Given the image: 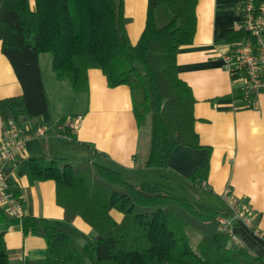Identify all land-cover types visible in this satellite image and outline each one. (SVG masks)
I'll list each match as a JSON object with an SVG mask.
<instances>
[{"label": "trees", "instance_id": "1", "mask_svg": "<svg viewBox=\"0 0 264 264\" xmlns=\"http://www.w3.org/2000/svg\"><path fill=\"white\" fill-rule=\"evenodd\" d=\"M253 1L256 6L261 2ZM197 2L149 0L144 30L132 43L124 0H2V51L23 93L1 98L0 116L4 121L36 123L35 118L48 112L40 66L43 53L52 55L56 76L69 80L75 91H86L88 69L100 68L110 86L130 87L138 124L150 120L144 167L167 168L178 145L200 146L194 127L196 98L177 69L179 47L194 39ZM248 35L241 26L228 30L226 38L237 42ZM17 164L19 175L31 182L54 179L57 202L64 208V220L23 216L24 234L41 236L47 245L44 256L26 259L24 264H255L260 260L220 229L218 216L227 211L200 199L135 179L90 158L72 162L29 155ZM207 172V165L200 166L188 180H204ZM3 211L0 207V221ZM76 217L91 227L92 240L82 241V233L72 224ZM0 264H10L3 231Z\"/></svg>", "mask_w": 264, "mask_h": 264}, {"label": "crops", "instance_id": "2", "mask_svg": "<svg viewBox=\"0 0 264 264\" xmlns=\"http://www.w3.org/2000/svg\"><path fill=\"white\" fill-rule=\"evenodd\" d=\"M148 1L124 0L125 16L129 19L126 27L132 43L138 41L144 30ZM247 2L198 0L194 39L181 45L177 52L178 73L192 87L196 98L194 127L199 147L178 145L167 168H145L150 131L138 124L130 87L110 86L103 71L93 67L88 69V89L75 91L69 80L56 76L50 53L46 67L42 65L43 53L40 66L49 110L34 121L47 128V135L29 140L26 154L72 162L90 158L120 168L135 179L183 192L223 212L227 207L220 195L229 189L253 219V230L241 224L235 227L238 245L260 256L255 264H264V88L258 94L259 107H247L239 98L242 81L232 79L222 64L223 53L235 43L226 38V33L241 28ZM22 93V85L2 51L0 40V99ZM76 114H82L83 119L71 135L60 120ZM3 124L0 116V133ZM18 161L10 164L9 169L21 193L23 214L13 216L4 210L0 221L10 264H24L26 259L46 253L43 237L24 234L23 216L64 220V208L57 202L56 181L31 182L28 176L19 175ZM205 165L208 172L204 180H188L198 167ZM113 214L121 218L120 213ZM72 224L87 234L94 233L81 217H76Z\"/></svg>", "mask_w": 264, "mask_h": 264}, {"label": "built area", "instance_id": "3", "mask_svg": "<svg viewBox=\"0 0 264 264\" xmlns=\"http://www.w3.org/2000/svg\"><path fill=\"white\" fill-rule=\"evenodd\" d=\"M242 26L249 35L223 53L222 64L232 79L242 81L239 98L247 107L257 109L258 94L264 88V0L258 6L253 0H248L243 8ZM82 119V114L68 115L60 125L74 130ZM46 135L47 128L42 124L31 121L21 123L15 119L4 121L0 133V207L13 216L23 214V201L11 177L9 165L28 156L26 144L29 140ZM220 198L227 207V213L218 216L219 227L228 233L232 242L238 244L235 225L238 223L253 230L252 216L229 189L222 192Z\"/></svg>", "mask_w": 264, "mask_h": 264}, {"label": "rangeland", "instance_id": "4", "mask_svg": "<svg viewBox=\"0 0 264 264\" xmlns=\"http://www.w3.org/2000/svg\"><path fill=\"white\" fill-rule=\"evenodd\" d=\"M47 58H50V54L49 53H45V54L42 55V65L44 67H46V64L48 62ZM143 128H144L145 131H151L150 120H148V122L145 125H143ZM167 185H169V182L167 183ZM169 187H171V186H169ZM178 193H181V192L178 191ZM183 195H185V194L183 193ZM75 227L82 233V241L85 242L87 240H92V237H93L92 235L94 233L91 232L90 234H87L84 230L80 229L79 227H77V226H75ZM194 240H195V237H194Z\"/></svg>", "mask_w": 264, "mask_h": 264}]
</instances>
